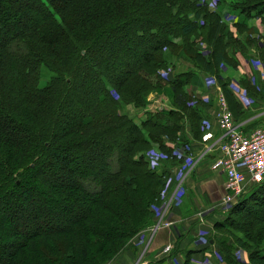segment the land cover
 Wrapping results in <instances>:
<instances>
[{"label": "trees", "instance_id": "1", "mask_svg": "<svg viewBox=\"0 0 264 264\" xmlns=\"http://www.w3.org/2000/svg\"><path fill=\"white\" fill-rule=\"evenodd\" d=\"M224 2L228 11L220 10ZM214 4L209 12L193 0H0V264H106L150 229L168 169L150 167L146 152L154 144L169 154L164 139L186 143L178 108L202 87L199 73L218 77L222 65L236 66L229 57L250 58L238 47L245 41L226 33L224 13H238L236 31L249 30L246 40L264 63V0ZM250 19L261 34L247 26ZM143 40L138 56L125 51L120 71L109 56L94 58L103 45L112 54ZM181 58L193 69L173 74ZM42 67L52 73L44 86ZM162 84L182 92L166 95L175 99L168 110L145 111L138 122L123 113L125 104L145 110V96ZM220 85L232 100L229 82ZM103 143L108 150L99 153ZM112 156L110 171L96 175ZM26 219L36 227L15 226ZM213 228L226 231L212 242L216 264H264V183L250 186Z\"/></svg>", "mask_w": 264, "mask_h": 264}, {"label": "rangeland", "instance_id": "2", "mask_svg": "<svg viewBox=\"0 0 264 264\" xmlns=\"http://www.w3.org/2000/svg\"><path fill=\"white\" fill-rule=\"evenodd\" d=\"M222 1L223 0H193V2L195 4H197L198 7L203 2L207 3L208 4L207 8H208L209 12H213V7L215 10L216 6L214 3H216V2L220 3ZM227 1L229 2V0H227ZM226 4H227L226 2L221 3L220 10L223 9V10L228 11L227 9H224L225 7H227ZM229 14L230 15H227L225 13L223 15V22L225 23L224 25H227L228 29H229V31H226V33L232 37V40L234 38H238V40L245 41V45L243 43H241V45L238 44V47L241 51L245 52L246 54H248L250 56V58L248 57V59H247L249 61V64L247 67L251 73H250V75H248V74H246L245 71L244 72L230 71V70L236 69L235 66H234V69L230 68L229 66L228 67L227 66L220 67L219 74L222 77L221 79L219 78V74L217 77L213 74L200 73L201 78L203 77V81H204L205 86L203 85V87L200 89H195V88L192 89L191 92L194 93V96L191 97V100L189 102L185 101V104L184 105L182 104L180 106V107H184V109L178 108L179 111H181L184 115L183 121L185 123H190V122L194 123L193 121H194L195 115L192 112V110L193 109L198 110L197 109L198 105L196 102H198V100L200 102H205V100H207V102H209V99H208L209 95L208 94L212 90H214V87L216 88L217 84L219 85V90L223 94V91H222V88L220 85V81H222V82L228 81L229 82L228 89L233 94V99L236 102V104H233V102H234L233 99L227 100L225 95L224 94L223 95H224V98L226 101L227 110L229 111L231 116L233 118H235L237 121H241L242 119H244V117L246 118V117L250 116L251 114L259 112L260 109L259 110H255V109L257 107L261 106L260 105L261 103L264 104V63L262 62V60L260 58L257 57L259 55V50L257 49L258 46H257V44L254 45L252 42L251 43L247 42L248 39L246 40V38L248 36L247 34L249 33L248 29L242 30V31H244L242 33L243 34L242 35V34H238L236 29L234 27L230 26L235 21L241 22L242 18L240 16H238V13L236 14V13L230 12ZM230 27H231V29H230ZM3 28H4V30L8 29L7 22L3 24ZM261 30L262 29L260 28V32H263ZM121 35H122L121 33H116V34L110 36L108 38V44L110 42H114V41L117 42L118 38H120ZM252 38H258V36L253 35ZM252 38H251V40H253ZM148 42L149 41H147V43ZM144 44H146L145 40L141 41L140 43L131 42L130 45H127L125 48H124V46H122V49H118V51H112V54L106 49V45H103L102 47H98V49L95 51L94 58H95V56L97 58L100 56H109L111 65L114 68V70L120 71L123 69V62L126 59L125 58L126 56L124 54L125 51L130 50V52H131L130 54L138 56L142 52ZM198 46L201 47L202 45H198ZM177 53L178 54L180 53L179 49L177 50ZM232 57H229V60H228L229 62H231V61L234 62L231 59ZM189 61H190L189 59L181 58L175 64L173 71L171 69V72L173 74H178L181 71H183V72L184 71L185 72L191 71L192 70L191 66L190 65L187 66ZM184 64L187 67L185 69L182 68L179 70L178 66L181 67ZM176 69L178 71H176ZM166 73H167L166 70H163V69L161 71H159L160 79H162V80L165 79L164 77L166 76ZM224 75L226 77H224ZM227 75H231V76L229 77ZM51 76H52V73L49 72L45 67H42L41 68L40 86H44L46 84L47 80H49V78ZM83 78H84V76H83ZM85 78H84V80H86V81L82 80V84H83V87H88V79H85ZM153 78H154L152 80L153 85H157L156 77H153ZM82 89H84V88H82ZM168 94H170L171 96L174 95V96L179 98L182 95V92L179 91L178 89L172 90V88L170 86L162 84L161 89H153L152 91L147 93V95L145 96V100L147 101V103H146V106L144 107L145 108L144 111L156 112L157 110H161V109L168 110L169 107L173 106V102L175 101L174 98L168 100V98L166 96ZM171 102H172V105H171ZM239 103H243V106H240ZM146 109H149V110H146ZM253 109H254V111H252ZM122 111L128 117L134 119V118H137V113H140L142 111V109L134 108L133 104H125L122 108ZM180 132H178L177 134H179ZM184 134H185V129H183V135ZM180 135L182 136L181 133H180ZM114 138H115L114 139L115 143L112 144V146H109L110 147L109 149H111V151H114V147L118 146V141H120V138L118 137V135H115ZM164 140L168 146H170V147L173 146V151L169 150L168 151L169 154H167L165 152L163 153L160 149H158V146L153 144V146L146 152V157H147L146 159L148 160L150 167L154 166L157 169H168V172L166 173V177L164 179H165L166 185L168 183H171V187L169 186V188L167 190L164 188V191L162 193L163 200L161 201V205H159L157 208L158 214L154 215L153 224L150 227V229H148V230L145 229V230L141 231L140 233H138L136 236H134L132 239H130L129 242L127 243L128 245L126 246V248L124 250H122L120 253H118L113 259L108 261L106 264H139L141 256L143 255V253H145L144 251L147 250V247H148V244L151 240V237H153L154 234L157 232L156 231L153 233V229L155 227L156 222L158 220H160V217L162 215L165 216L167 206H170V204L174 198H175L176 202H179L182 199V197L185 195V192L181 188H183V182L185 179V174L187 171H190L189 168L191 166H193V164L195 163V158H193L191 156L190 145L187 141H186V143H183L180 146L179 145L177 146L176 143L175 144L170 143V141H168L167 139H164ZM105 143H106V141H105ZM174 146H176V147H174ZM107 147L108 146L103 143L98 147L97 150L99 153H103L106 150H108ZM92 155H93V153H92ZM113 162H114V158L112 156V158L108 162L106 161L100 167V169H98L95 172V174L100 176L104 171L105 172L110 171V167H112ZM75 167H76V164L73 168H75ZM171 171H175V174H174L172 180H171V177L169 176V172H171ZM87 176L84 173L80 175L82 182L86 179ZM175 186H176V189L174 190V192H172L173 188ZM177 190H178L179 194L177 196H175L177 193ZM90 191H93V190L90 189ZM166 195H167V199H166ZM219 199H220V197H219ZM221 201H222V199H220V202ZM42 209H44V208H42ZM35 210H39V208H35ZM229 211H227V212H229ZM227 212H225L223 210L216 211L215 213L220 216L218 221H216V222L223 220L224 217L226 216ZM67 215H68V217H70L72 215V213H69ZM211 215H213V213H211ZM163 218H162V221H163ZM52 219H53L54 223L57 225H59L61 223L63 224L64 222H66L64 220L63 216H61V217L55 216ZM48 221H50V220H48ZM211 225L212 224H209V226H211ZM15 226L22 229L23 231H27L28 229H32V228L36 227V226L31 225V222L28 219L20 221L19 224L15 225ZM43 226L44 225L41 223L37 224V227H43ZM204 229L206 230V232H204V231L201 232L199 230L195 234V239H197V242L194 241V245L195 246L198 245V246L203 247V248L205 247L206 248V252H205L206 254H209L210 252L211 253L214 252V254L212 253L214 255V256L212 255V258H213L212 260L210 259V257H205L204 260L202 261V264H214V257H215V255L219 256V253H217V248H216V246L212 245L213 244L212 242H213V240L215 241V236L219 239L220 236H218V235H221L226 231L225 230L222 231V230L216 229V228L214 229L213 225H212L211 231L207 228H204ZM210 241H211V243H210ZM207 247H210V248L207 249ZM164 250H166V252L169 251V246L164 248ZM127 251H129V253L134 252L135 259H134V257L129 259L127 256H122L123 255L122 253L128 254ZM202 256H204V254H202ZM236 256H237L236 258H238L240 261H242L244 263H248V261H249L248 254L246 251L241 252V251L237 250ZM137 257H140V258H137ZM206 260H208V261L211 260V262L209 261L208 263H206Z\"/></svg>", "mask_w": 264, "mask_h": 264}, {"label": "crops", "instance_id": "3", "mask_svg": "<svg viewBox=\"0 0 264 264\" xmlns=\"http://www.w3.org/2000/svg\"><path fill=\"white\" fill-rule=\"evenodd\" d=\"M226 13L230 15L228 12ZM237 22L238 21H235L230 26L235 28ZM257 22V19H250L246 24L250 28H258L259 34H261L262 32H260ZM239 54L242 53L236 54V58L234 59L236 69L232 66L230 68L234 70L230 71H245L246 74L250 75L251 72L247 67L249 61ZM244 55H246V53ZM188 65L193 69L192 64L188 63L187 66ZM187 66L184 64L181 67L178 66V69H185ZM176 71L178 70L176 69ZM184 73L185 71H181L178 74ZM198 75L203 87V77L201 78L200 73ZM227 76L230 77L231 75ZM219 77L222 78L220 74ZM224 77L226 76L224 75ZM202 87L194 88L200 89ZM220 94H222V92L219 90V85L217 84L216 88L214 87V90L208 94L209 102H200L197 99L198 102L196 103L198 106H196L198 110H192L195 115L193 121L194 125L191 126V122L185 124L184 137L190 145L191 156L195 158V163L189 168L190 171H187L185 174L183 188L180 187L185 192V195L179 202H176L174 198L170 206L167 207L162 223H167L168 226H164L162 223L160 224V228L154 236L151 237L147 250L144 251L145 253H143L141 258L137 257L140 258L139 264H184L187 259V264H202L205 257L212 258L214 254V252H212L213 254L211 252L206 254V248L198 245L195 246L194 241L197 242V239H195L197 231L206 232L204 228L211 231L214 222L218 221L220 216L215 212L221 211L220 199H222L225 192V177L221 170L213 168V149L218 146L221 138V131L216 122V117L220 109L218 103V96ZM243 103L239 104L243 106ZM260 105L261 106L255 109H260L259 112L251 114L246 118L244 117L241 123L249 126L251 123L258 122V120L262 119L264 117V104L261 103ZM252 111H254V109ZM144 112V110L140 113L136 112L137 118H134V120L136 122L142 120ZM262 121L264 122V120ZM247 129L248 128L245 127L243 131ZM174 174L175 171L169 172L171 180ZM169 186L171 187V183H168L165 189L167 190ZM175 189L176 186L173 188L172 192H174ZM178 190L175 196L179 194ZM211 213H213V215H211ZM209 224L212 225L209 226ZM167 246H169V251L166 252L164 248ZM185 252L190 253L187 255ZM127 253L128 254L122 253V256H127L129 259L134 257L135 259L134 252L129 253V251H127ZM202 254H204V256H202Z\"/></svg>", "mask_w": 264, "mask_h": 264}, {"label": "built area", "instance_id": "4", "mask_svg": "<svg viewBox=\"0 0 264 264\" xmlns=\"http://www.w3.org/2000/svg\"><path fill=\"white\" fill-rule=\"evenodd\" d=\"M219 105L216 122L221 138L213 149V168L221 170L225 177V192L220 207L227 212L250 186L264 183V122L261 120L250 126L241 121L235 122L221 95ZM245 127L248 129L243 131ZM162 218L163 215L156 222L153 233L160 228ZM162 224L168 226L167 223Z\"/></svg>", "mask_w": 264, "mask_h": 264}]
</instances>
